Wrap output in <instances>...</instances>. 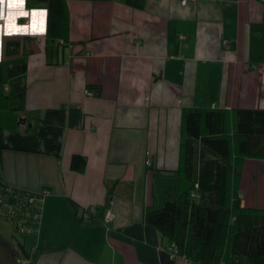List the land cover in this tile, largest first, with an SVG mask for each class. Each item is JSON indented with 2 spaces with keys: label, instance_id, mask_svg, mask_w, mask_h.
Wrapping results in <instances>:
<instances>
[{
  "label": "crops",
  "instance_id": "crops-1",
  "mask_svg": "<svg viewBox=\"0 0 264 264\" xmlns=\"http://www.w3.org/2000/svg\"><path fill=\"white\" fill-rule=\"evenodd\" d=\"M65 3L67 44L48 42L45 3L2 5L0 61L26 56L28 68L25 109L0 114V178L51 191L40 231L16 241L33 264H186L146 213L180 182L185 109H264V0ZM10 39L22 47L6 57ZM75 154L84 171L72 168ZM237 166L242 206L263 210L264 157ZM88 206L93 221L81 217Z\"/></svg>",
  "mask_w": 264,
  "mask_h": 264
},
{
  "label": "trees",
  "instance_id": "trees-1",
  "mask_svg": "<svg viewBox=\"0 0 264 264\" xmlns=\"http://www.w3.org/2000/svg\"><path fill=\"white\" fill-rule=\"evenodd\" d=\"M65 2L27 0L30 9L46 4L48 42L69 39ZM127 3L143 8L145 0ZM21 47L20 40H7L5 56H14ZM27 68L26 56L4 57L0 61V114L25 109ZM16 117L20 121V116ZM182 149L181 179L176 192L167 197L162 207L147 211L148 222L175 242L181 255L196 264H264V209L244 208L233 186L238 160L264 157V109H238L233 115L225 109H185ZM86 165L84 155L73 156L74 170L84 171ZM0 183L3 184L1 178ZM0 238L18 259L31 258L20 242L6 238L1 231Z\"/></svg>",
  "mask_w": 264,
  "mask_h": 264
},
{
  "label": "built area",
  "instance_id": "built-area-1",
  "mask_svg": "<svg viewBox=\"0 0 264 264\" xmlns=\"http://www.w3.org/2000/svg\"><path fill=\"white\" fill-rule=\"evenodd\" d=\"M189 1L182 0V4L186 5ZM182 37L185 38V36ZM60 43L67 44L64 39ZM229 43L226 42V45H230ZM86 93L93 95L90 90H86ZM152 163V158L148 157L147 165L151 166ZM50 193L51 191L48 188L39 191H28L0 183V218L15 223L18 232L22 234H34L40 231L44 201ZM97 214L98 208L96 206H88L83 208L81 217L84 221H92ZM114 218L113 208L108 206L101 220L109 224ZM19 262L20 264H28V260L25 258H19ZM186 264L196 263L186 258Z\"/></svg>",
  "mask_w": 264,
  "mask_h": 264
},
{
  "label": "rangeland",
  "instance_id": "rangeland-1",
  "mask_svg": "<svg viewBox=\"0 0 264 264\" xmlns=\"http://www.w3.org/2000/svg\"><path fill=\"white\" fill-rule=\"evenodd\" d=\"M25 11V9L23 7H20V14H23ZM39 14H41V10L39 12ZM10 28L14 29V30H19V31H24L25 27H23V25L20 24V26L16 25L15 21H11L10 22ZM0 231L4 234V236L6 238L12 239L13 241H16L17 237H21L20 232H18L17 227L15 225V223L10 222L8 220L2 219L0 218ZM17 242V241H16Z\"/></svg>",
  "mask_w": 264,
  "mask_h": 264
},
{
  "label": "water",
  "instance_id": "water-1",
  "mask_svg": "<svg viewBox=\"0 0 264 264\" xmlns=\"http://www.w3.org/2000/svg\"><path fill=\"white\" fill-rule=\"evenodd\" d=\"M0 264H20L16 255L6 247L3 240L0 238Z\"/></svg>",
  "mask_w": 264,
  "mask_h": 264
},
{
  "label": "snow or ice",
  "instance_id": "snow-or-ice-1",
  "mask_svg": "<svg viewBox=\"0 0 264 264\" xmlns=\"http://www.w3.org/2000/svg\"><path fill=\"white\" fill-rule=\"evenodd\" d=\"M25 0H8L10 5H23ZM4 0H0V17H2V5Z\"/></svg>",
  "mask_w": 264,
  "mask_h": 264
},
{
  "label": "bare ground",
  "instance_id": "bare-ground-1",
  "mask_svg": "<svg viewBox=\"0 0 264 264\" xmlns=\"http://www.w3.org/2000/svg\"><path fill=\"white\" fill-rule=\"evenodd\" d=\"M39 12H40V11H36V13H35V14H39Z\"/></svg>",
  "mask_w": 264,
  "mask_h": 264
}]
</instances>
